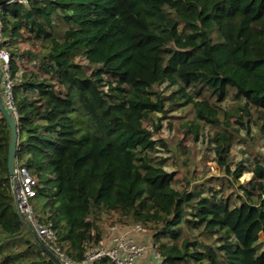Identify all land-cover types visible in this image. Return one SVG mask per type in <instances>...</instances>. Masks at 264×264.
Masks as SVG:
<instances>
[{
	"label": "trees",
	"instance_id": "trees-1",
	"mask_svg": "<svg viewBox=\"0 0 264 264\" xmlns=\"http://www.w3.org/2000/svg\"><path fill=\"white\" fill-rule=\"evenodd\" d=\"M6 1L16 162L34 174L44 201L33 211L66 256L81 260L105 234L103 215L117 214L150 231L162 264H264V165L249 151L229 166L252 124L264 136V0ZM186 105L215 129L221 176L166 168L159 114ZM9 136L0 112V264H56L16 214Z\"/></svg>",
	"mask_w": 264,
	"mask_h": 264
},
{
	"label": "rangeland",
	"instance_id": "rangeland-1",
	"mask_svg": "<svg viewBox=\"0 0 264 264\" xmlns=\"http://www.w3.org/2000/svg\"><path fill=\"white\" fill-rule=\"evenodd\" d=\"M82 64H85L84 59H79ZM33 65V64H32ZM31 67L30 65H28ZM175 87H173L174 89ZM155 89L162 94L169 95L170 89H165V84L156 86ZM181 98L179 99V101ZM231 102V97L228 96L223 102L222 106H226ZM169 101H164V106H168ZM167 115L159 114L160 116V130L154 133V138H165L168 142L169 147L173 150L172 155L174 156L172 161H169L166 165L168 170H176L175 178H182V175L190 177L191 174H195L198 178L196 182L200 180H207L211 176H221L224 172L223 169L218 168L217 164L211 160L213 152V144L211 143V138L214 135L215 129L204 125L201 121L195 118L194 110L191 105L183 106L177 110L170 111L166 113ZM145 124L150 125V122H145ZM197 126V128H196ZM197 131V137L195 138L194 130ZM250 135L252 139H247L244 144H235L231 148V159L229 162L230 168L233 167L234 163L242 160L247 163V159L250 158L249 151L255 153L258 157L259 162L264 165V136H258L257 127L252 124ZM240 134H244L241 132ZM179 146L176 153L175 147ZM161 150V149H159ZM162 156H167L164 152L158 153ZM183 160H186L187 169L183 164ZM175 161V165L173 163ZM249 164V163H248ZM32 174V173H31ZM33 177L34 174H32ZM251 173L244 170L240 182L249 179ZM42 179V178H41ZM193 182V181H192ZM184 182H175L174 186L179 187L180 184ZM193 188V186H190ZM239 190V189H238ZM240 191V190H239ZM264 198V196H263ZM43 198H29V203L33 210H41L43 206ZM117 220V214H104L102 225L104 231L111 225H115ZM263 239V235H260V240ZM152 240V238H151ZM152 244V243H151ZM150 244V245H151ZM148 250L145 251V253ZM144 260V258H141ZM137 260L134 261L136 264ZM95 264H101L100 260H97Z\"/></svg>",
	"mask_w": 264,
	"mask_h": 264
},
{
	"label": "built area",
	"instance_id": "built-area-1",
	"mask_svg": "<svg viewBox=\"0 0 264 264\" xmlns=\"http://www.w3.org/2000/svg\"><path fill=\"white\" fill-rule=\"evenodd\" d=\"M7 3H19L27 5L28 0H7ZM2 24L0 16V75H1V94L7 108L15 114L12 106V79L10 77L9 53L1 46L2 44ZM14 179L16 184V207L31 224L34 232L39 236L46 247L53 252L62 262V264H95L97 260L109 258L115 264H134L145 255V251L152 249V261L149 264H162L163 259L157 251L155 243L151 245L138 243L127 235L128 231L150 235V231L140 224L126 226L124 233L114 234L117 225H111L105 231V234L96 245L88 247L79 261H73L66 256L57 244L56 235L52 229L51 222L43 223L39 220L29 203V198L35 194V178L30 174L27 168L16 162L14 169ZM150 253V252H149Z\"/></svg>",
	"mask_w": 264,
	"mask_h": 264
},
{
	"label": "water",
	"instance_id": "water-1",
	"mask_svg": "<svg viewBox=\"0 0 264 264\" xmlns=\"http://www.w3.org/2000/svg\"><path fill=\"white\" fill-rule=\"evenodd\" d=\"M0 112L2 116L5 118L9 129H10V136H9V142L7 145V156H6V167H7V172L8 176L10 179V187L13 193L14 197V202H15V207H16V184H15V179H14V169L16 166V147L19 139V133H18V126L15 120V114L11 112L7 106H5L3 99H2V94H1V75H0ZM16 214L20 220V222L23 224V226L30 231L35 240L38 242L39 246L41 247L42 251L46 253L48 256H50L56 264H62L60 259L53 253L51 252L46 245L42 242V240L39 238V236L30 228V226L25 222L22 214L16 207Z\"/></svg>",
	"mask_w": 264,
	"mask_h": 264
},
{
	"label": "crops",
	"instance_id": "crops-1",
	"mask_svg": "<svg viewBox=\"0 0 264 264\" xmlns=\"http://www.w3.org/2000/svg\"><path fill=\"white\" fill-rule=\"evenodd\" d=\"M116 225H117V227H115L114 234L124 233V232H126L125 227L130 226V225H125V224H120V223H118ZM127 235L138 243L143 242V243L148 244V245L153 243V241L151 240V234L150 235H144L141 233H135L132 231H128ZM141 258H144V260H142ZM141 258H139L137 260L136 264H149V263H151V261H152V249L150 248L145 253V255L142 256Z\"/></svg>",
	"mask_w": 264,
	"mask_h": 264
}]
</instances>
